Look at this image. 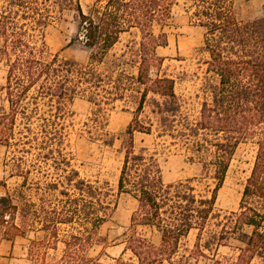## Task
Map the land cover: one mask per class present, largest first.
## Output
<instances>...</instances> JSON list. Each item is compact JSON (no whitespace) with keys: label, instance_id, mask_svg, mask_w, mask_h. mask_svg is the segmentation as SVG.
<instances>
[{"label":"trees","instance_id":"1","mask_svg":"<svg viewBox=\"0 0 264 264\" xmlns=\"http://www.w3.org/2000/svg\"><path fill=\"white\" fill-rule=\"evenodd\" d=\"M187 1L194 8L191 20L204 30L207 72L217 77L215 84L206 85L193 121L181 114L173 79L150 75V69L163 63L156 50L167 46L166 35H155L152 29L166 22L177 0H95L87 14L76 0L73 6L88 50L83 64L48 54L43 35L51 16L43 2L6 0L0 7L7 103L0 107V142L21 146L29 155L34 150L36 161L51 168L42 173L44 183L36 184L37 202L21 191L16 197L9 192L0 196L2 239L33 235L26 247L30 264H133L132 259L137 264H264V3L261 17L240 20L236 6L254 0ZM132 29L140 34L132 52L136 59L129 61L135 74L121 69L129 65L124 54L105 66L120 35ZM149 94L160 99L152 102L162 132L189 153L190 161L200 163L199 178L165 184L156 154L136 149L134 134L152 132V124L139 119ZM75 99L94 108V127L87 130L91 139L97 137L108 148L121 140L117 193L137 201L130 220L133 233L122 242L124 254H131L128 262L108 256L99 235L112 211L107 185L81 179L75 170L68 173L63 149ZM126 99L134 103L132 120L118 137L109 135L107 107ZM248 140H255L257 151L238 212L221 217L215 208L218 192L236 148ZM30 174L25 171L21 188ZM15 176L22 177L11 173ZM210 223L218 230L208 231ZM138 226L160 233V244L138 234ZM192 230L197 231L193 249L180 255ZM231 237L239 243L235 255L219 257ZM96 246L102 249L91 256Z\"/></svg>","mask_w":264,"mask_h":264},{"label":"rangeland","instance_id":"2","mask_svg":"<svg viewBox=\"0 0 264 264\" xmlns=\"http://www.w3.org/2000/svg\"><path fill=\"white\" fill-rule=\"evenodd\" d=\"M5 1L0 0V7ZM35 1L43 2L50 9V23L43 35L48 54H59L60 58L73 60L79 64L86 63L88 50L84 46V36L79 29V18L73 6L76 0ZM77 2L83 13L87 14L95 0H77ZM263 3L264 0L239 3L236 6L237 17L240 20H252L261 17ZM193 10L194 8L187 0H177L166 22L162 25H154L153 33L155 35L165 34L167 46L156 50L157 56L163 58L162 66L150 69L152 77L159 74L173 79L174 92L180 104L181 114L190 121L195 120L198 116L201 103L207 94L206 85L217 82V77L213 73L207 72L209 55L203 50L204 30L191 20ZM139 38L140 34L135 29L121 34L118 43L109 51L105 66H108L110 61L119 58L122 54L125 55L127 63L136 59L132 52L136 51V43H138ZM121 69L125 70V74H135L136 72L135 64L132 63ZM5 76L6 69L0 62V107L7 106L5 92L2 90L6 83ZM153 99L160 102L157 96L149 94L139 117L144 125L152 124V132L151 134H134L136 149L146 148L150 153L156 154L165 184L199 178L201 174L200 163L196 160L190 161L188 159L189 153L173 144L166 137V133L162 132L164 128L158 123L157 115L153 113L155 109ZM107 108L105 130L109 135L118 137L132 120L134 103L126 99ZM70 109L73 115L66 121L67 129L63 149L70 162L68 173L70 170H75L81 179L93 183L97 182L100 186L106 184L110 190L109 200L112 204V211L106 223L99 230V235L105 239L108 249L116 244H123L122 242L133 233L130 228V220L132 213L137 208V201L134 198L117 193V180L123 160V154L120 150L121 140H115L113 147L108 148L102 146L97 137L92 136V139L89 137L87 134L88 127H94L90 121L91 112L94 108L83 99H75ZM158 134L161 136L158 137ZM0 144L2 143L0 142ZM2 146L4 147L3 158L10 173L22 175V177L15 176L8 183L6 192L16 197L21 191L28 200L37 202L39 193L35 190L36 184L42 185L44 183L42 173L51 172V168L36 161L34 150L29 155L22 152L24 151L23 147L16 146L14 143L8 147L3 144ZM256 151L255 140L240 143L236 148L223 186L216 199L215 208L221 217L238 212L242 191L253 167ZM27 170H30L31 174L27 185L21 188L23 176ZM14 203L20 205L18 200H15ZM15 223L19 224L18 218H16ZM216 229L218 230L212 223L207 227L208 231ZM136 232L148 238L150 236L148 228L138 226ZM2 235L3 228L0 227V241ZM196 235V230L190 231L182 242L180 255H187L191 252L196 241ZM32 238L33 235L28 238H15L18 250L8 260L0 259V264H21L19 260H23V264H30L26 258V247L29 239ZM238 246L239 243L231 237L227 246L219 249V257L232 258ZM101 249L102 246L94 247L90 251V255L96 256ZM108 256L112 257L110 254ZM104 260L106 259L104 258ZM123 260L128 262L127 257H124ZM193 263L192 261L191 264ZM253 264L258 263L254 262Z\"/></svg>","mask_w":264,"mask_h":264},{"label":"crops","instance_id":"3","mask_svg":"<svg viewBox=\"0 0 264 264\" xmlns=\"http://www.w3.org/2000/svg\"><path fill=\"white\" fill-rule=\"evenodd\" d=\"M3 150H4V147L2 146V144H0V196H4L6 194L8 183L12 179H14V177H11V173L7 168L6 162L4 161V158H3L4 151ZM144 228H147V227H144ZM148 229L150 231L149 239L152 241L154 245L158 246L161 242L160 233H158L154 229H151V228H148ZM17 250L18 248H17L16 240L8 241L5 239H2L0 241V259L1 260H8L10 256L11 257L14 256V253ZM106 252L107 254H110L113 258L127 257L128 261L131 258V254L129 252H126L124 254V244H116L108 248ZM19 261L21 264H23V260H19ZM131 262L133 264H137L135 259H132ZM163 264H170V263L164 262Z\"/></svg>","mask_w":264,"mask_h":264}]
</instances>
